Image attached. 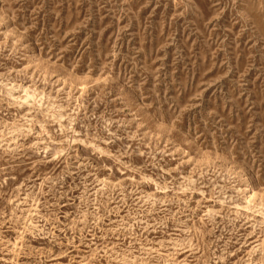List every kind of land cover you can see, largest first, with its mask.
<instances>
[{"label":"rangeland","instance_id":"obj_1","mask_svg":"<svg viewBox=\"0 0 264 264\" xmlns=\"http://www.w3.org/2000/svg\"><path fill=\"white\" fill-rule=\"evenodd\" d=\"M0 264H264V0H0Z\"/></svg>","mask_w":264,"mask_h":264}]
</instances>
